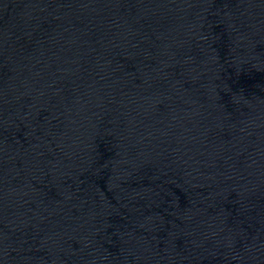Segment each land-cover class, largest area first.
Listing matches in <instances>:
<instances>
[{
  "label": "water",
  "instance_id": "water-1",
  "mask_svg": "<svg viewBox=\"0 0 264 264\" xmlns=\"http://www.w3.org/2000/svg\"><path fill=\"white\" fill-rule=\"evenodd\" d=\"M0 264H264V0H0Z\"/></svg>",
  "mask_w": 264,
  "mask_h": 264
}]
</instances>
